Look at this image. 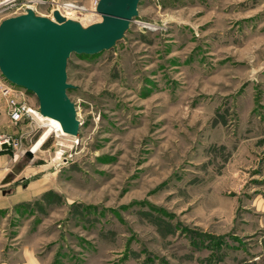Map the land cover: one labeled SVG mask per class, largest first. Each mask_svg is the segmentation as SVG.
Returning a JSON list of instances; mask_svg holds the SVG:
<instances>
[{"label":"rangeland","instance_id":"obj_1","mask_svg":"<svg viewBox=\"0 0 264 264\" xmlns=\"http://www.w3.org/2000/svg\"><path fill=\"white\" fill-rule=\"evenodd\" d=\"M5 1L0 23L66 4L101 21L99 0ZM66 76L81 125L12 162L44 179L0 204L5 262L25 244L41 264H264V0H140L122 40L70 55ZM24 120L28 150L47 127Z\"/></svg>","mask_w":264,"mask_h":264},{"label":"water","instance_id":"obj_2","mask_svg":"<svg viewBox=\"0 0 264 264\" xmlns=\"http://www.w3.org/2000/svg\"><path fill=\"white\" fill-rule=\"evenodd\" d=\"M140 0H99L95 11L101 21L83 27L65 20L57 11L54 21L32 10L0 23V73L11 84L33 93L40 115L57 120L69 136L81 122L67 96V62L72 54L95 55L122 40L137 17ZM26 159L33 158L26 150ZM8 180V179H7ZM5 180V182L7 181Z\"/></svg>","mask_w":264,"mask_h":264},{"label":"crops","instance_id":"obj_3","mask_svg":"<svg viewBox=\"0 0 264 264\" xmlns=\"http://www.w3.org/2000/svg\"><path fill=\"white\" fill-rule=\"evenodd\" d=\"M27 127L30 128L29 131L26 130ZM32 131V125H27L25 120L14 123L9 119L6 99L0 95V135H11L13 138L20 139L22 142L26 140L27 137L32 136ZM15 161L16 159H13L10 153H0V204H15L28 201L31 197L39 195L43 190L41 188L43 185L41 181L44 178L31 179L27 182L25 169L19 166V164L14 165L12 162ZM9 170L11 171L8 173ZM5 180L7 181L5 182ZM23 182H25L24 185ZM6 187L11 188L5 189ZM15 253L22 260L21 263L5 262L2 259L0 244V264H41L32 246L30 247L23 244Z\"/></svg>","mask_w":264,"mask_h":264},{"label":"built area","instance_id":"obj_4","mask_svg":"<svg viewBox=\"0 0 264 264\" xmlns=\"http://www.w3.org/2000/svg\"><path fill=\"white\" fill-rule=\"evenodd\" d=\"M76 7L77 8L73 10L83 11L81 10L82 7L79 6ZM19 88L20 87L15 86L8 81L4 83H0V93L1 96L6 99L9 119L14 123H18L24 119L29 120L31 123L34 122L35 120L40 121L37 117V115L40 114L38 108L28 107L24 102H18L15 99L13 95L14 93L20 92V94L22 95L23 91L21 90H25L23 88H20L21 90H19ZM53 133L60 134L58 131H54ZM32 148L33 146L30 147L28 150L30 151V149ZM25 151L26 149L23 148L20 139L13 138L9 135H0V153L1 152L11 153L13 159H17L19 156H24Z\"/></svg>","mask_w":264,"mask_h":264},{"label":"bare ground","instance_id":"obj_5","mask_svg":"<svg viewBox=\"0 0 264 264\" xmlns=\"http://www.w3.org/2000/svg\"><path fill=\"white\" fill-rule=\"evenodd\" d=\"M10 0H6L5 2H9ZM67 8V12H70L71 10L77 8L76 6L72 5V4H66L62 7H59L58 6V10L56 9L55 11H57L65 20H69L68 18H66V15H64L62 12V8ZM29 10H32L33 12L35 11L34 7L33 6H28ZM81 10H85V8H82ZM44 17V16H43ZM48 18V17H46ZM50 19L51 21H54V18L51 19V18H48ZM38 119H40L41 121H46V127H47V130L44 132V134L42 135V137L40 138V140L33 145V148L30 149V151L34 154L37 149L39 148V146L42 144V142L45 140V138L48 136V134H50L51 132H54V131H58L61 135H66L62 129H61V125L60 123L53 119V118H50V117H45V116H42L40 114L37 115Z\"/></svg>","mask_w":264,"mask_h":264}]
</instances>
